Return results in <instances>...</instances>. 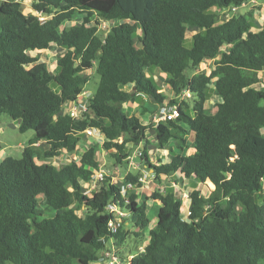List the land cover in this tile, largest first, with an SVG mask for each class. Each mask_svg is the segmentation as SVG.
Returning a JSON list of instances; mask_svg holds the SVG:
<instances>
[{
    "label": "trees",
    "instance_id": "trees-1",
    "mask_svg": "<svg viewBox=\"0 0 264 264\" xmlns=\"http://www.w3.org/2000/svg\"><path fill=\"white\" fill-rule=\"evenodd\" d=\"M31 2L29 15L21 1L0 2V114L17 121L20 132L35 133L21 158L0 162V264H91L106 251L120 257L130 243L133 257L120 259L131 264H264V24L252 27L264 0ZM246 3L255 5L221 20L222 12ZM51 11L42 22L39 13ZM77 14H85L82 24L64 27ZM94 18L116 25L103 37ZM53 44L66 49L55 73L19 54ZM207 59H214L209 74L200 71ZM94 69L97 89L88 111L74 118L67 107L81 99ZM155 69L166 76L171 98L149 75ZM211 87L213 113L207 110ZM142 96L177 106V117L144 124L124 109ZM150 128L157 148L170 155L158 165L149 154ZM88 129L104 142L56 166L52 160L79 151ZM141 144L138 158L154 170L156 184L173 175L201 184L190 194L191 218L172 190L124 194L107 175L87 193L102 167V149L121 167ZM139 178L129 173L126 179L142 186ZM150 202L160 204L156 221Z\"/></svg>",
    "mask_w": 264,
    "mask_h": 264
},
{
    "label": "rangeland",
    "instance_id": "rangeland-1",
    "mask_svg": "<svg viewBox=\"0 0 264 264\" xmlns=\"http://www.w3.org/2000/svg\"><path fill=\"white\" fill-rule=\"evenodd\" d=\"M2 1H5V0H0V2ZM17 1H21L23 3L24 13L26 15L33 13L31 0H17ZM254 5L255 4H252V3H246L242 7L237 8L236 11H233L232 8L229 10H226L221 13V20L229 18L236 13H247L249 10L253 8ZM39 14H42V16L46 18H49L55 15L54 11H51L49 14H43V13H39ZM84 17H85V14H77L76 16H74L72 21L66 22L64 24V27L70 28L74 25H80L82 24ZM95 19H98L100 23L99 35L103 37H105L112 30V28L116 25V22H113V21H108V20L101 19V18H94V20ZM263 24H264V5H262L260 9L255 10L254 22L252 24V27L254 30H260ZM194 33H195V30H191L188 33V37L191 38V36ZM65 52H66L65 48H61L53 44L48 50H43V51L25 50V51H20L19 54L26 61L31 62L35 58H38L39 62H46L50 70L53 73H55L58 67L57 59L58 57L65 54ZM33 64H30V66H32ZM213 69H214V59L205 60L200 67V71L207 73V74L211 73ZM88 73H90L91 75V81L85 88V91H84L85 95L93 94L96 91L97 86L99 84V76L96 75L95 69ZM149 75H151L153 80H155L156 84L161 89L160 92L167 94L171 98L172 97L171 90L165 84L166 76L157 69L150 71ZM260 76L263 81V84H260V85L264 86V71L260 73ZM183 97H185V95ZM216 100H217V95L215 94L213 87H211L210 92H209V102L207 105L208 112L210 113L214 112L213 105L215 104ZM262 105H264V101L262 102ZM142 107L149 108L150 112L147 114H141L143 111ZM168 107L169 105L160 107L157 104H153L150 98L142 96L139 98L136 104L129 105V106L125 105L124 109L129 114L135 112L136 114L140 116L141 121L144 124L151 125V124H156L155 117H158L160 115L163 108L168 110L169 109ZM34 135L35 133L32 130L27 131L25 133L20 132L18 129L17 121H14L6 114H0V146H1L0 162L6 157L21 158L24 148L28 146L29 140ZM147 137L149 141H151V143L153 142V145L150 147L151 152H152V156H151L152 161L154 162V164L158 165L159 161H161V157L163 156V153L157 148V140H156V134H155L154 129L152 128L149 129V131L147 132ZM104 140H105V137L103 136V134H101L97 130L96 132L93 133V135L86 134L82 138V142L79 146V151L77 153L74 152L70 155H64L61 158L52 160V162L56 166H63L66 163H69L72 159L78 158V153L89 149L95 143L101 144L104 142ZM192 140H193V136H191V143H192ZM37 147L41 150L46 149L45 143H41V144L39 143L37 144ZM130 149L133 151L132 154L138 151L137 147H131ZM190 152H192V150H189L188 152L184 151V154H189ZM99 159L103 161L101 169L105 171L106 175L111 176L115 183H117L118 185H121L122 187H125V186L128 187L129 183H127L126 178L129 173H132L138 177L147 176L146 181L142 182V186L135 185L134 187L131 188L132 191L136 189L139 190L143 198L147 197V195H149L155 190H161L162 192H165L166 190L164 187L165 185H163L162 187H158V184H156L155 186L153 185V180L154 182L157 181L155 176L153 175L154 170H149V168H146V165L144 163H141L139 158H135V159L131 158L128 164H125L121 167H117L115 166L113 161H111L108 158V156L105 154V152L102 149L99 155ZM179 177L180 176L177 175L175 178V180H179V186L181 187V189L180 188L178 189L177 194L180 195V192L182 191L183 193L182 199L185 202H188V201L192 202L191 199H186L184 195L190 196L193 190H197V189L200 190L201 184L195 178L188 179V178L183 177L182 179ZM165 183L169 184L168 179L165 180ZM151 185L153 187H151ZM93 190L94 188L90 184L86 186V191L89 195ZM263 195H264V190H263ZM150 204H151L150 218L152 219V221H156V217H157L160 204L155 203V202H150ZM41 210L44 213H46V211H44L43 208H41ZM53 213L54 212L50 213L49 215H53ZM131 247H134V243L128 244L126 247H123L122 250L120 249V253H119L120 257L121 258L122 257L129 258L130 256L132 257V255L130 254ZM8 264H13V263H8ZM91 264H109V263H103V261L99 260Z\"/></svg>",
    "mask_w": 264,
    "mask_h": 264
},
{
    "label": "built area",
    "instance_id": "built-area-1",
    "mask_svg": "<svg viewBox=\"0 0 264 264\" xmlns=\"http://www.w3.org/2000/svg\"><path fill=\"white\" fill-rule=\"evenodd\" d=\"M236 7L232 8L233 11H236ZM40 16V20L42 22H45L47 20L46 17H43L42 14H39ZM186 97H190V93H186L184 94ZM86 96V97H85ZM91 96V94H88V95H85V93L83 92L82 95H81V99L76 102V103H73L70 107H67V111L68 113L74 117V118H78L80 117L84 112H87L88 111V108H89V104H88V99L89 97ZM183 99V97H182ZM178 107L177 106H173L172 108L166 110L165 108H163V110L161 111L160 115L158 117H155V122L156 123H159L161 121H170V120H173L177 117L178 115ZM96 132L95 129H88L86 131V134L88 135H93V133ZM139 156H141V152L138 151L135 152L132 156V159H135V158H138ZM106 173L103 169H100L96 175L94 176L92 182H91V186H93L94 190L96 189V184L98 181H101V180H104L105 177H106ZM147 179V176H143V177H140L139 178V182H145ZM129 187V188H128ZM128 187H123V192L124 194H127V190L131 189L132 187H134L133 184L129 183L128 184ZM93 190V191H94ZM186 197V199H190V196L189 195H184ZM186 207V206H185ZM186 210H187V213H186V217L187 218H191L192 216V210H191V207H186ZM118 215L120 217H124L125 214L122 213V212H118ZM118 222H120V219H118ZM110 227L111 228H114L116 229L118 227V224H116L115 222H110ZM101 261H105V263H109V264H131L130 261L128 260H123V259H120L119 256H117V254H115V252H109V251H106L103 255H102V258H101Z\"/></svg>",
    "mask_w": 264,
    "mask_h": 264
},
{
    "label": "crops",
    "instance_id": "crops-1",
    "mask_svg": "<svg viewBox=\"0 0 264 264\" xmlns=\"http://www.w3.org/2000/svg\"><path fill=\"white\" fill-rule=\"evenodd\" d=\"M41 144V143H40ZM153 145V142L151 143V141H150V146H149V154H150V158H151V160H152V152H151V146ZM143 146V144H141L139 147H137V149L138 148H141ZM192 151H194L193 149H191ZM175 151H177V149H175ZM162 153H163V156L161 157V159H166V158H169L170 156H169V154H168V152L167 151H161ZM177 152H179V151H177ZM176 176L177 175H173V176H171V177H163V182L161 183V184H158V187H162L163 185H165L164 187H165V192L166 191H169V190H172V191H174V192H176V193H178V189L180 188L181 189V187L179 186V180H175V178H176ZM168 179V181H169V184L168 183H165V180L166 179ZM179 178H182L183 179V176H180ZM149 183V182H148ZM147 183V184H148ZM89 184H91V183H89ZM150 184V183H149ZM148 184V185H149ZM153 185L155 186L156 185V182H154V180H153ZM151 187H153L152 185H151ZM185 193V192H184ZM182 191L180 192V195H178L179 196V198L180 199H182ZM182 201H183V204L186 206V207H192L193 206V202H190V201H188V202H185L183 199H182ZM111 247V246H110ZM110 249V248H109ZM132 257H133V255H132ZM131 256L129 257V258H126V259H131L132 258ZM103 263H105V261H103Z\"/></svg>",
    "mask_w": 264,
    "mask_h": 264
},
{
    "label": "water",
    "instance_id": "water-1",
    "mask_svg": "<svg viewBox=\"0 0 264 264\" xmlns=\"http://www.w3.org/2000/svg\"><path fill=\"white\" fill-rule=\"evenodd\" d=\"M139 47L142 49L143 48V43H140L139 44Z\"/></svg>",
    "mask_w": 264,
    "mask_h": 264
}]
</instances>
